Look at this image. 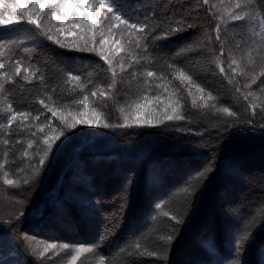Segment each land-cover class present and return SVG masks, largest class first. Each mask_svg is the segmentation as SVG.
I'll return each mask as SVG.
<instances>
[{
    "label": "trees",
    "instance_id": "trees-1",
    "mask_svg": "<svg viewBox=\"0 0 264 264\" xmlns=\"http://www.w3.org/2000/svg\"><path fill=\"white\" fill-rule=\"evenodd\" d=\"M237 2L241 9L235 8ZM117 3L133 18L149 24L150 30L160 25L155 36H162L180 20L192 27L166 39L149 38V50L142 53L145 58L121 72L115 89L109 88L112 73L98 55L68 51L45 40L29 58L36 75L30 81L14 75L15 83L6 84L3 95L16 111L30 112L41 118L40 123L51 122L57 129L63 125L40 99L53 107L79 110L83 106L72 101L87 95L110 123H123L135 100L159 96L154 103L162 108L173 92L184 119L152 127L81 124L65 129L43 166L39 165L43 143L38 145L40 155L33 157L36 146L28 157L23 155L31 132L37 131L36 121L17 120L9 133L0 130L3 171L15 179L17 170L23 169L20 180L27 174L30 181L10 187L0 179V264H64L81 245L95 251L79 257L76 264H98L101 256L106 264H264V172L259 171L264 170L261 5L256 0ZM233 11L249 15L243 22H234ZM232 60L244 69L242 75L239 68L234 73L228 67ZM166 62L188 71L205 92L197 93L195 84L181 83ZM220 65L225 73H220ZM147 71L166 79L147 77ZM68 74L79 75L85 90L77 81H68ZM158 84H167V90L157 88ZM96 89H104L107 95L92 97ZM209 92L215 99L207 100ZM223 107L236 115L219 112ZM0 122L6 123L2 114ZM5 138L9 145L3 144ZM38 138L42 141L43 134ZM253 166L258 169L252 175ZM33 168L39 169L35 175ZM238 179H242L238 190L228 192ZM243 179H248L246 185ZM237 194L238 203L234 201ZM218 196L228 198L229 204H220ZM237 208L240 216L231 221L229 215H237ZM171 217L182 222L177 224ZM249 233L237 244L238 237ZM32 240L56 247L41 256L31 247Z\"/></svg>",
    "mask_w": 264,
    "mask_h": 264
},
{
    "label": "snow or ice",
    "instance_id": "snow-or-ice-1",
    "mask_svg": "<svg viewBox=\"0 0 264 264\" xmlns=\"http://www.w3.org/2000/svg\"><path fill=\"white\" fill-rule=\"evenodd\" d=\"M261 5V10L264 11V0H256ZM207 4L208 0H204ZM236 9H241V3L235 4ZM249 13H241L233 11L230 13L231 20L234 22H243ZM148 17H145L147 20ZM253 19L255 17L253 16ZM22 23L27 25H33L36 29L40 30V33L44 35L47 40L52 41L53 44L58 45L61 49H66L73 52H88L95 53L108 65V71L112 73V83L109 85L110 89H115L117 83V77L119 73L115 70V65H119L121 71H125V64L128 68H131L133 64H139L141 59H144L143 52L148 51V40H161L166 39L171 35H175L185 30V28H191V24H185L183 20L176 21L175 27L166 28L162 36H155L153 32L160 28V25H156L155 29L150 30V26L147 23L141 22L138 17L133 18L126 11L123 10V5L117 3V0H0V26L19 28ZM260 26L264 30V18L260 21ZM220 25L216 27L217 40L221 39ZM75 32L77 39L75 41H65L62 36L65 33ZM14 41H0V52L6 47H11ZM22 43V42H21ZM136 50H141L137 52ZM25 53L30 51L29 48H23ZM179 55V53L177 54ZM150 59V58H149ZM167 63V62H166ZM232 64H237L236 60H232L228 65L231 70L236 73L239 68L238 74H243L244 69L240 68L237 64V68H232ZM20 62H15V76L21 74ZM6 67L5 63L0 61V69ZM167 67L172 69L177 74V78L181 83L187 82L188 84H195L197 93H204L205 89L195 82L194 76L189 74L188 71L177 67L174 63H167ZM220 73H225L223 65L219 66ZM25 75L23 79L30 81L32 76L36 75V72H32L29 68H24ZM147 77L156 79H166L164 76H157L155 71H147ZM260 76L264 77V72L260 73ZM43 81V77H39ZM68 81H77L81 90L84 91V85L81 83V77L75 74H68ZM15 83L14 75L7 72L0 71V105H6L0 107V114L2 118L6 119V123L0 122V130H3L5 134L11 131V126L17 120L21 121H36L38 127L37 131L31 132L30 139L27 140V148L24 150L23 155L28 157L29 150H32L36 146V151L33 157L40 155V149L38 145L43 143V155H40L39 165L43 166L50 152L53 150V146L57 141L65 135V129L71 130L77 128L78 125H90L97 128H130L133 126H156L165 123L166 121L182 120L184 117L179 114L180 108L179 97L172 99L173 92L169 93V99L165 103L164 107L158 108L154 101H159L160 97L156 96L150 98L149 96H143L142 99L135 100L129 105L130 112L124 115L123 123H110L105 113L98 110L90 104L89 96L85 95L82 99H75L72 101L75 105H82L79 110L70 109L65 105L63 108L53 107L50 103L44 99H40L39 103L43 105L47 111L51 112L53 117H57L62 128H54L43 123H40V117L33 116L27 111H16L12 103L8 102V97L3 95L6 90V84ZM252 83H257V78L253 77ZM165 88L167 90V84H158L157 88ZM107 93L104 89H96L91 92L92 97H104ZM191 95V92H189ZM248 95H252L251 92ZM52 97L49 96L48 100L51 101ZM204 99V97H201ZM215 99L211 92L207 95V100ZM193 106H196L195 98L193 99ZM203 106V105H202ZM171 111H168V109ZM121 113H125V109H120ZM221 113H226L228 116H235L236 113L230 110L229 107H223L218 110ZM253 114L255 115V108L253 107ZM47 119V117H44ZM52 134L49 135L48 133ZM38 134H43V140L40 141ZM4 145H9V139H3ZM17 144L21 141L17 140ZM8 152L5 151L3 155L8 156ZM6 167V163H0V171L3 172L0 179L3 180V184L10 187H18L20 183L27 185L30 181L25 174L22 181L19 178V173L23 172V169L17 170V178H9V172L3 171ZM39 169L33 168L32 174H37ZM177 224L182 221L176 217H171ZM248 235L237 238V244L241 243V240H246ZM168 241L172 239L171 236L167 237ZM55 245L48 244L45 247V251L49 248H55ZM67 244L63 245V248L67 249ZM139 249V245H136ZM35 251V250H34ZM75 254L71 259L73 262L77 261L79 257L85 253H91L95 251L94 247L78 246L75 248ZM44 255L43 252L40 253ZM148 255H156L154 252L148 253ZM98 264H106L103 256L98 260Z\"/></svg>",
    "mask_w": 264,
    "mask_h": 264
},
{
    "label": "rangeland",
    "instance_id": "rangeland-1",
    "mask_svg": "<svg viewBox=\"0 0 264 264\" xmlns=\"http://www.w3.org/2000/svg\"><path fill=\"white\" fill-rule=\"evenodd\" d=\"M62 39H64L65 41H75L77 39V36H76L75 32L65 33L62 36ZM45 40H47V38L44 35H42L40 33V30L36 29L35 26H33V25H27L26 23H22L19 28L0 26V41H14V42H16V43H13L10 48L6 47L5 49L2 50V52H0V61L4 62L6 65V67L4 69H0V71H4V72H7L11 75H15L14 74L15 62L19 61L20 62L19 66L21 67L20 76L23 77L25 75V73L23 72V69L26 67L29 68L32 72H34V70L32 69V67L29 64V58L33 54L35 48ZM25 47L30 49V51L28 53H25L23 51V48H25ZM126 68H127V64H125V69ZM115 70L117 71V73H119V75L117 77V80H118L121 77V72H122L121 68L118 64L115 65ZM0 107H5V105H0ZM254 164H256V162H254ZM256 169H258L257 166L252 167V169H251L252 175H253L252 171H255ZM231 170L235 171L236 169H234V170L231 169ZM259 171L264 172L263 168H260ZM238 181L242 182V179L241 180L238 179L237 181H235L237 186L230 187L228 189V192H230V191L233 192V191L238 190V188H237L238 187ZM245 181L248 182V179L243 181V183H245L244 185L247 184V182H245ZM261 189L264 191V186L263 187L261 186ZM117 190H118V188H117ZM251 198H252V196H250V199ZM218 200H219L220 204H229V200L225 196H220V197L218 196ZM234 201L237 203L241 201V199H239L238 194L236 195V198L234 199ZM232 208H234V207H232ZM3 209L6 210V208H3ZM236 210L238 213L237 215H235V216L229 215L230 219H233L231 221H236V217L240 216V210L238 208ZM6 211L9 212L8 210H6ZM225 216L228 219V215H225ZM201 242L202 241L199 239V244ZM30 243H32V245H33L31 247L34 248V250L36 252H38L39 254L41 252L46 254L48 251L54 250L53 248H49V249H47V251H45V247L48 244L43 243L40 240H38V241L32 240V241H30ZM71 257H72V255L67 259V261L64 264H76L78 262L79 258L77 261L73 262Z\"/></svg>",
    "mask_w": 264,
    "mask_h": 264
}]
</instances>
